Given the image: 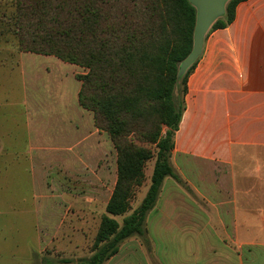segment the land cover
Listing matches in <instances>:
<instances>
[{
	"label": "crops",
	"instance_id": "1",
	"mask_svg": "<svg viewBox=\"0 0 264 264\" xmlns=\"http://www.w3.org/2000/svg\"><path fill=\"white\" fill-rule=\"evenodd\" d=\"M72 67L53 56H21L26 94H39L26 100L30 174L58 167L75 176L112 145L78 105ZM3 141L2 186L17 161L14 140L7 134ZM172 162L198 200L171 178L163 181L145 219L155 264H264V0L239 3L227 27L205 33L186 81ZM8 199L0 195V206ZM44 200L39 219L59 211ZM130 253L119 248L105 264H151L140 247L136 258Z\"/></svg>",
	"mask_w": 264,
	"mask_h": 264
},
{
	"label": "trees",
	"instance_id": "2",
	"mask_svg": "<svg viewBox=\"0 0 264 264\" xmlns=\"http://www.w3.org/2000/svg\"><path fill=\"white\" fill-rule=\"evenodd\" d=\"M11 1L17 49L86 70L74 75L80 82L78 105L92 113L94 127L107 134L116 152L115 184L91 258L59 263L104 264L122 241L142 236L166 178L187 185L173 165L172 152L186 81L197 63L179 72L193 49L196 9L189 0ZM243 1L228 0L210 31L227 27ZM153 158L148 190L127 214Z\"/></svg>",
	"mask_w": 264,
	"mask_h": 264
},
{
	"label": "rangeland",
	"instance_id": "3",
	"mask_svg": "<svg viewBox=\"0 0 264 264\" xmlns=\"http://www.w3.org/2000/svg\"><path fill=\"white\" fill-rule=\"evenodd\" d=\"M12 11L11 0H0V148H4V136L9 134L11 144L13 140L15 142L17 160L5 179L8 184L0 185V195L9 198L8 204L0 206V263L59 264L63 261H87L93 254L91 246L115 184L116 152L108 142L102 147L99 161L86 163V170L75 173V176L64 173L58 167L42 173H28L29 163L25 156L28 153L26 100L30 103L32 96L39 94L29 91L31 96L28 97L24 88L21 72V56L24 52L17 49V37L9 18ZM72 68L74 75L86 73L79 66L73 65ZM73 84L75 87V83H72L70 89ZM5 116L9 117V121H5ZM36 121L42 123L40 119ZM153 165L154 158L146 163L145 179L135 189L127 214L145 196ZM182 190L185 195L198 200V195L188 184ZM45 196L51 198L50 203H56L59 211L50 212L48 219H39L35 212L40 207L45 210ZM50 207L55 206L50 204ZM116 220L121 223L122 217H116ZM243 240L249 241L250 238ZM128 246L133 252L130 253L131 257H137L140 247L149 262L155 264L152 242L146 229L142 236L130 237L119 244L122 251L127 250Z\"/></svg>",
	"mask_w": 264,
	"mask_h": 264
},
{
	"label": "water",
	"instance_id": "4",
	"mask_svg": "<svg viewBox=\"0 0 264 264\" xmlns=\"http://www.w3.org/2000/svg\"><path fill=\"white\" fill-rule=\"evenodd\" d=\"M189 2L196 9L193 49L180 65V73H183L200 55L205 33L211 24L223 14L228 0H189Z\"/></svg>",
	"mask_w": 264,
	"mask_h": 264
}]
</instances>
